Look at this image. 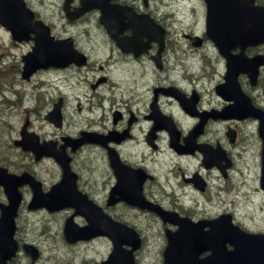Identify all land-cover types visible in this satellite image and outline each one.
I'll return each instance as SVG.
<instances>
[{
    "label": "flooded vegetation",
    "instance_id": "af4514ba",
    "mask_svg": "<svg viewBox=\"0 0 264 264\" xmlns=\"http://www.w3.org/2000/svg\"><path fill=\"white\" fill-rule=\"evenodd\" d=\"M114 1L128 3L137 12H149L158 23L165 26L160 64L155 60L160 48L158 42L150 41L147 49L140 54L125 51L105 26L99 23L97 10L84 15L85 21L80 18L66 19L65 14L54 21L43 10V13L36 11L37 18L44 19L53 34L69 37L76 48L87 54L89 61L86 65L71 62L62 67H50L35 72L25 80L19 72L20 62L15 58L12 62L14 72H0V156L9 157L6 161L0 159V163L12 171V157H30L32 165L27 169L42 181L43 189L47 190L61 177L62 170L54 158L44 156L36 161L33 152L20 147V132L26 130L37 135L40 141L55 142V148H64L71 157L72 170L77 173L78 189L115 219L136 227L141 237V246L134 251L136 264H142L139 253L148 244L147 227L157 222L163 238L155 263L163 264L167 243L165 232L178 230L179 222H165L154 212L131 207L125 200L119 199L124 191L114 192L119 183L124 188L141 185L145 197L153 203L176 211L181 217L194 222L204 221L197 232L201 235L207 232L211 236L205 239L207 246L222 244L225 236L231 233L224 222L210 221L227 212L246 230L264 233V228L249 227L237 220L228 209L212 213L206 201L186 196L188 189L200 195L207 194L214 182L212 175L229 177L236 168L240 154L238 150L248 145L245 141L247 132L241 128L242 124L249 121L257 126L259 124V120L251 115L222 118L219 114L231 101L218 93V89L227 81V60L220 47L210 42L206 35L207 3L202 0L205 14L203 30L184 32L186 43H183L189 48L204 50L202 58L210 66L205 70L211 72H201L199 69L188 72L171 66L169 51L173 44L172 37L166 23L151 8L152 0L147 1L146 6L134 0ZM28 2L35 8L30 0ZM62 2L60 6L63 11ZM83 34L89 41V35L96 40L92 46L94 52L81 42ZM132 34L131 27H125L121 32L126 37ZM197 36L201 39L200 45H195ZM207 44L211 51L205 49ZM231 48L233 53H239L248 62L250 71L237 75L242 90L254 106L264 110V62L256 65L264 57V43L248 44L244 48L231 44ZM2 55L0 51V57ZM244 61L243 65L246 64ZM149 63L158 70L151 66L147 68ZM220 67H223V72H218ZM118 69L120 72H117ZM252 76H257L256 81ZM56 102L61 113L58 125L46 119V114ZM193 133L195 140L191 142L188 138ZM85 135H89L91 141H85L74 149L69 140ZM254 136L248 143L257 144L261 159L262 141L257 132ZM204 152H212L214 159L207 161ZM43 160L51 161L54 166L44 169L40 165ZM163 161L168 166L167 170H163ZM180 188L183 191L179 195L177 191ZM4 197L0 188V200L5 201ZM60 236L59 240L50 241L49 235L36 239L35 236L16 232L18 247L23 248L26 242L35 244L39 249V258L34 262L30 255L19 250L7 263L82 264L66 256H52L58 255L56 251L59 247L79 251L96 241L91 239L68 243L64 235ZM106 239L109 254L113 242ZM47 248L52 250L50 254H46ZM212 252L210 248L202 256Z\"/></svg>",
    "mask_w": 264,
    "mask_h": 264
},
{
    "label": "rangeland",
    "instance_id": "374dc122",
    "mask_svg": "<svg viewBox=\"0 0 264 264\" xmlns=\"http://www.w3.org/2000/svg\"><path fill=\"white\" fill-rule=\"evenodd\" d=\"M53 0H30L35 7L40 8L45 12V15L57 21L59 17L60 2L52 5ZM58 1V0H55ZM135 3L142 4V0H134ZM151 8L155 10L158 17H160L170 29V36L173 44L169 51L171 66L174 69L182 71H194L199 69L201 72H211L205 70L210 67L202 58L204 50L189 48L184 32H190L192 29L201 32L204 28L205 14L202 0H152ZM43 13V12H42ZM0 37L7 40V36L3 30L0 29ZM83 34L80 37L81 42L92 52V46L96 40L89 35ZM8 44V41L6 42ZM208 51L211 47L206 45ZM12 52L18 51L16 48H10ZM207 50H205L207 52ZM152 67L158 70L150 63L147 68ZM212 68V67H211ZM143 68L141 67V72ZM223 67L219 68L218 72H223ZM0 72H13L9 67H1ZM117 72H120L118 69ZM122 72V71H121ZM163 72V71H159ZM241 128L247 132L245 141L247 147L240 148L239 158L236 168L231 172L227 178L212 175L213 184L207 194L200 195L191 190H187V197H198L201 202L206 201L210 206V211L215 213L222 209H228L233 212L236 219L245 222L251 228H264V191L260 187V158L257 153V144L248 143L249 140L254 139V134L257 132V125L251 121L242 124ZM248 135V136H247ZM1 160H8V158L0 157ZM2 161V162H4ZM164 162V161H163ZM13 164V161L12 163ZM24 165V162H20ZM168 166L164 162L163 170H167ZM182 188L178 189V194L182 193ZM201 205V204H200ZM145 219V218H144ZM81 222L80 218H77ZM63 218L61 213L48 214L44 211L28 212L26 209L21 211L19 219V227L23 229V234L30 233V236H35L36 239L44 238L49 235L48 240H59L62 228ZM19 228V230H20ZM45 230L43 235L42 231ZM148 244L141 254L142 264H156V258L159 252V243L162 241V234L159 233L160 228L158 222L152 227H147ZM152 230H155L151 232ZM60 244V242H58ZM79 250V249H78ZM52 250L47 248L46 254H50ZM107 253V243L96 241L90 245H85L79 251L71 250L67 247H59L56 254L52 257L66 256L67 259L73 261H81L82 264H99V260Z\"/></svg>",
    "mask_w": 264,
    "mask_h": 264
},
{
    "label": "water",
    "instance_id": "95a60500",
    "mask_svg": "<svg viewBox=\"0 0 264 264\" xmlns=\"http://www.w3.org/2000/svg\"><path fill=\"white\" fill-rule=\"evenodd\" d=\"M71 0H66L67 5ZM84 0H82L83 3ZM208 1V30L209 35L213 36L216 44L220 47L221 53L227 57V84L233 85V79H236L234 72H246L247 63L243 60L239 54H231L230 45L233 43L231 39L236 41H243L244 43H256L264 39V5L255 4L254 0H207ZM93 7L101 9V21L110 27L115 26L116 21H123L125 17H128L129 22L135 28L141 24L145 28V35L151 39H155L161 42L162 30L156 32L152 30L153 21L147 15H137L131 7L122 6L119 7L117 4H110V0H90L84 1L82 7L79 8L78 14L89 10ZM24 11L25 8L24 0H0V21L6 24L12 29L14 36H19L21 27L17 24V14L23 19H26ZM31 14V13H30ZM149 26H151L149 28ZM149 30V32H148ZM238 42L242 46L245 44ZM45 42L43 39H39L34 46V50L28 53L25 58L27 63L32 61L37 63V54L43 55V61H47L46 52L44 50ZM235 58L244 61L246 64H242L240 61L234 63ZM257 65V62H256ZM255 65V66H256ZM238 88V89H237ZM239 94H235L233 99L235 100L232 105L233 108H245L244 104L245 96L241 93L239 87H235ZM243 116L249 115V111H242ZM259 132L263 139V150H262V175L261 185L264 188V123L262 122L259 126ZM8 192L10 196L13 195L14 189H11L8 185ZM19 196L16 194L13 199L14 206L17 205ZM4 213L2 220L1 230L4 231V240L12 235L14 227L12 225L13 220L11 219V209L14 214L12 207ZM175 243V241H173ZM170 250V246H169ZM245 258H247L244 264H258L261 261L264 264V247H248L240 250L244 252ZM228 260V259H227ZM182 264H186L182 263Z\"/></svg>",
    "mask_w": 264,
    "mask_h": 264
},
{
    "label": "trees",
    "instance_id": "16d2710c",
    "mask_svg": "<svg viewBox=\"0 0 264 264\" xmlns=\"http://www.w3.org/2000/svg\"><path fill=\"white\" fill-rule=\"evenodd\" d=\"M45 230H47V228H45V229L43 230V234L45 233Z\"/></svg>",
    "mask_w": 264,
    "mask_h": 264
}]
</instances>
